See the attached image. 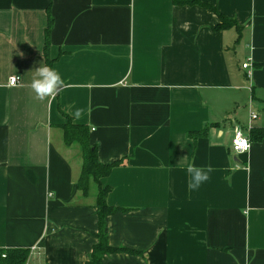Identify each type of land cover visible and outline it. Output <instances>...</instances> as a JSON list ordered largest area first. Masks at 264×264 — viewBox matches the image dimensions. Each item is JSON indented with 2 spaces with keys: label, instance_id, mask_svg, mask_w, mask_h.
I'll list each match as a JSON object with an SVG mask.
<instances>
[{
  "label": "crops",
  "instance_id": "obj_1",
  "mask_svg": "<svg viewBox=\"0 0 264 264\" xmlns=\"http://www.w3.org/2000/svg\"><path fill=\"white\" fill-rule=\"evenodd\" d=\"M201 1L238 27L174 0H0V249H29L28 264L90 259L97 193L78 188L68 114L100 162L124 160L102 179L119 208L106 233L135 253L106 262L264 264V139L251 137L264 128V0ZM41 66L64 81L43 100ZM238 126L248 152L232 148ZM189 165L213 170L195 191Z\"/></svg>",
  "mask_w": 264,
  "mask_h": 264
},
{
  "label": "trees",
  "instance_id": "obj_2",
  "mask_svg": "<svg viewBox=\"0 0 264 264\" xmlns=\"http://www.w3.org/2000/svg\"><path fill=\"white\" fill-rule=\"evenodd\" d=\"M177 5H200L213 12H215L220 23L216 29L222 30L228 27L236 26L237 22L229 19L225 14L218 12L217 8L207 2L201 0H174ZM52 18L49 20V25L47 28V38L50 35L52 28ZM47 49L49 48V39L47 40ZM48 64L51 66L52 61L49 59ZM262 65V64H259ZM67 123L62 126L65 142L68 145L77 143L81 146L84 163L81 170V174L78 180L79 190L86 196L91 192L92 183L97 185V197L96 206L98 209L99 216V234L98 242L95 244L93 251L91 253L90 259L86 264H113L106 262V256L111 253H116L120 251H126L130 253H135L131 249L127 248H116L112 247L108 241V235L106 233V219L110 214L115 213L119 208L111 206L107 202V196L111 191V187L104 186L102 179L108 177L115 167L124 165V160H119L111 164H104L100 162L98 158V149L96 145H92L89 139V128L86 125L74 123L72 117L68 114ZM200 133H192L193 137H197ZM251 137L253 140H263L264 139V128H257L251 131ZM30 255L29 249H0V264H28Z\"/></svg>",
  "mask_w": 264,
  "mask_h": 264
},
{
  "label": "clouds",
  "instance_id": "obj_3",
  "mask_svg": "<svg viewBox=\"0 0 264 264\" xmlns=\"http://www.w3.org/2000/svg\"><path fill=\"white\" fill-rule=\"evenodd\" d=\"M36 72L37 78L32 80L31 88L39 99L43 100L47 97H52L63 87L64 81L57 71L47 66H41ZM76 115L79 116V112ZM212 171L211 167L203 169L189 165L187 167V172L190 175L188 188L193 191L198 190L204 182L209 180V174Z\"/></svg>",
  "mask_w": 264,
  "mask_h": 264
},
{
  "label": "built area",
  "instance_id": "obj_4",
  "mask_svg": "<svg viewBox=\"0 0 264 264\" xmlns=\"http://www.w3.org/2000/svg\"><path fill=\"white\" fill-rule=\"evenodd\" d=\"M250 63L246 62L243 64L244 68H250ZM249 76L252 75L251 69L248 71ZM19 83V78L17 76H14L10 80V85L14 86ZM258 117V114L254 111L251 112V118L255 119ZM249 129H252V126H249ZM235 135L232 139V148L235 152L237 153H242V152H248L251 149L252 143L250 136L246 134L245 129L242 127L238 126L235 128Z\"/></svg>",
  "mask_w": 264,
  "mask_h": 264
},
{
  "label": "rangeland",
  "instance_id": "obj_5",
  "mask_svg": "<svg viewBox=\"0 0 264 264\" xmlns=\"http://www.w3.org/2000/svg\"><path fill=\"white\" fill-rule=\"evenodd\" d=\"M261 112H263V111H261ZM91 188H92V192H96L97 193V190H98L97 189V185L94 182L92 183V187Z\"/></svg>",
  "mask_w": 264,
  "mask_h": 264
}]
</instances>
